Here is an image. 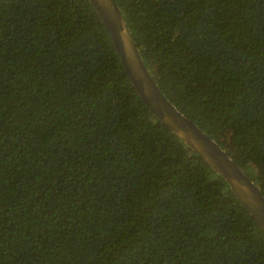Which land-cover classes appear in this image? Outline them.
I'll list each match as a JSON object with an SVG mask.
<instances>
[{"label":"trees","instance_id":"16d2710c","mask_svg":"<svg viewBox=\"0 0 264 264\" xmlns=\"http://www.w3.org/2000/svg\"><path fill=\"white\" fill-rule=\"evenodd\" d=\"M114 1L164 97L264 197V0ZM0 264H264L88 0H0Z\"/></svg>","mask_w":264,"mask_h":264},{"label":"water","instance_id":"95a60500","mask_svg":"<svg viewBox=\"0 0 264 264\" xmlns=\"http://www.w3.org/2000/svg\"><path fill=\"white\" fill-rule=\"evenodd\" d=\"M88 1L107 30L122 68L143 104L225 181L264 234V197L259 188L215 141L164 97L146 70L115 1Z\"/></svg>","mask_w":264,"mask_h":264}]
</instances>
